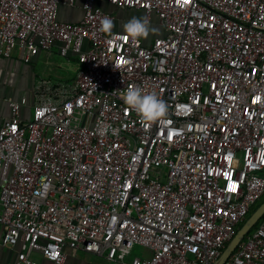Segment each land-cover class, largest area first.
<instances>
[{
  "label": "built area",
  "instance_id": "obj_1",
  "mask_svg": "<svg viewBox=\"0 0 264 264\" xmlns=\"http://www.w3.org/2000/svg\"><path fill=\"white\" fill-rule=\"evenodd\" d=\"M0 0V57L59 44L72 84L41 80L0 126V227L7 264H65L85 249L119 264H215L264 196V0ZM103 4L142 11L151 44L101 30ZM165 101L144 122L123 101ZM102 125L116 129L101 133ZM46 185V187H44ZM135 245L149 256L127 260ZM36 255L40 259L36 258ZM225 264H264V221Z\"/></svg>",
  "mask_w": 264,
  "mask_h": 264
},
{
  "label": "crops",
  "instance_id": "obj_2",
  "mask_svg": "<svg viewBox=\"0 0 264 264\" xmlns=\"http://www.w3.org/2000/svg\"><path fill=\"white\" fill-rule=\"evenodd\" d=\"M106 10H110L114 19V31L125 32L124 24L132 18L144 19L142 11L128 8H117L112 5L103 4ZM82 0H78L74 7L61 6L60 17L67 21H79L83 17ZM156 21V20H154ZM157 22V21H156ZM150 26L147 37H141L146 44H151L155 37L164 34L161 25ZM59 44H56L51 51H40L31 62L25 61L26 51L19 49L11 58L0 57V126L10 116L9 101L20 100L27 97L29 103L22 109V116L29 119L32 107L35 103V93L38 83L43 79L51 80L56 84H72L75 81L76 71L79 67L78 58L71 55L68 59L60 55ZM16 61H22L29 67L18 69ZM34 64H39L36 71ZM2 227H0V264H7L13 261L19 249L16 247L4 246L1 241ZM67 259L65 264H119L108 260L106 257L96 255L85 249H66ZM37 259H40L36 255Z\"/></svg>",
  "mask_w": 264,
  "mask_h": 264
},
{
  "label": "clouds",
  "instance_id": "obj_3",
  "mask_svg": "<svg viewBox=\"0 0 264 264\" xmlns=\"http://www.w3.org/2000/svg\"><path fill=\"white\" fill-rule=\"evenodd\" d=\"M114 27V22L108 16L101 22V30L109 32ZM125 32L133 39L147 37L150 32L149 22L146 18H132L124 24ZM124 103L144 121L152 122L162 118L167 112V105L164 100L152 93H144L140 87H131L123 97ZM111 130L114 134L116 129L111 125H102L101 133L104 134ZM46 187V185H44Z\"/></svg>",
  "mask_w": 264,
  "mask_h": 264
},
{
  "label": "water",
  "instance_id": "obj_4",
  "mask_svg": "<svg viewBox=\"0 0 264 264\" xmlns=\"http://www.w3.org/2000/svg\"><path fill=\"white\" fill-rule=\"evenodd\" d=\"M264 216V201L260 206L247 218L245 223L238 229L234 238L228 243L226 248L223 250L220 258L215 264H225L228 258L235 251L239 243L244 239V237L255 227V225Z\"/></svg>",
  "mask_w": 264,
  "mask_h": 264
},
{
  "label": "rangeland",
  "instance_id": "obj_5",
  "mask_svg": "<svg viewBox=\"0 0 264 264\" xmlns=\"http://www.w3.org/2000/svg\"><path fill=\"white\" fill-rule=\"evenodd\" d=\"M157 24L156 21L151 22V25H155ZM16 65L18 67V69H21L22 67L26 68V63L24 64L22 61H16ZM27 67H29V65H27ZM34 67L36 69V71H38L39 68V64H34ZM150 255V251L144 247H142L141 245H135L132 250L130 255L127 257V260H130L132 257H136V256H149Z\"/></svg>",
  "mask_w": 264,
  "mask_h": 264
},
{
  "label": "trees",
  "instance_id": "obj_6",
  "mask_svg": "<svg viewBox=\"0 0 264 264\" xmlns=\"http://www.w3.org/2000/svg\"><path fill=\"white\" fill-rule=\"evenodd\" d=\"M107 11H109V12H111L110 10H107ZM142 39V38H141ZM143 40V39H142ZM143 42L145 43V41L143 40ZM264 201V196L262 197V199L260 200V201H258L252 208H251V210H250V212H249V214H248V217L260 206V204L262 203ZM247 217V218H248ZM247 220V219H246ZM262 221H264V216L262 217V219L255 225V227L253 228V229H255V228H257L258 226H259V224L262 222ZM245 223V222H244ZM244 223H242V224H240L239 225V227H238V229L244 224ZM252 229V230H253Z\"/></svg>",
  "mask_w": 264,
  "mask_h": 264
}]
</instances>
